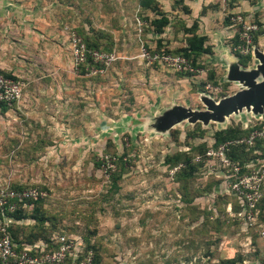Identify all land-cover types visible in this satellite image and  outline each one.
Instances as JSON below:
<instances>
[{"label":"rangeland","instance_id":"rangeland-1","mask_svg":"<svg viewBox=\"0 0 264 264\" xmlns=\"http://www.w3.org/2000/svg\"><path fill=\"white\" fill-rule=\"evenodd\" d=\"M235 2H218L225 9L219 14L218 4L199 1L198 12L217 13L212 23L231 33V59L252 70L254 49L264 52V0ZM186 4L0 0L7 96L0 105V189L41 191L36 216L99 264H244L249 257L264 264V152L250 150L251 132L215 146L217 132L247 129L264 115L243 111L207 126L185 121L166 132L154 127L167 110L203 111V97L218 102L243 88L225 80L228 64L220 74L207 65L187 73L143 58L144 51L187 47L201 20L189 19ZM162 15L168 24L157 33L152 22ZM237 15L243 24L233 21ZM243 25L252 28L249 55L232 47ZM78 42L115 60L101 73L89 60L77 67ZM242 146L240 158L230 160L232 148ZM184 154L203 164L191 176L171 162ZM17 232L25 239L23 228Z\"/></svg>","mask_w":264,"mask_h":264},{"label":"built area","instance_id":"built-area-1","mask_svg":"<svg viewBox=\"0 0 264 264\" xmlns=\"http://www.w3.org/2000/svg\"><path fill=\"white\" fill-rule=\"evenodd\" d=\"M233 21H237L243 24V20L239 15L233 18ZM252 30L250 27L242 26V32L240 33L239 39L243 44H239L235 47V51H238L241 55H249L251 53V38L248 33ZM76 51L75 57L77 61V67L87 63L89 59L94 64L103 65L97 68L101 73L105 66H109L114 60L113 55H102L101 52L87 51L78 42L75 44ZM142 56L149 63H158L165 67H168L174 71H184L189 73H196L198 70H194L191 66V62L180 56H171L158 53H151L144 51ZM96 69V68H95ZM4 82L3 78L0 77V103L5 102L7 96L4 95ZM256 122H264V118H255L252 121L250 127L254 128ZM250 145L257 140H264V126L261 128L253 129L250 133ZM243 144L244 140L240 141ZM210 156V154H208ZM224 162V159L222 160ZM225 163V162H224ZM226 164V163H225ZM42 194L36 189H29L24 191H16L12 189H0V210L3 211L6 208L9 212H13L18 203H22L23 206L32 205L34 202L41 199ZM252 200L251 198H249ZM254 206L250 205L252 209ZM11 221L4 220V224H9ZM0 233L3 234L0 237V264H94L93 255L89 253L82 257L80 251V245L68 238L63 236H55L54 242H58L59 246L52 252H44V250H34L32 248H25L24 250L17 251L16 246L12 242L9 234L6 231V226L0 225ZM43 244H37V247H42ZM34 251V253H32Z\"/></svg>","mask_w":264,"mask_h":264},{"label":"trees","instance_id":"trees-1","mask_svg":"<svg viewBox=\"0 0 264 264\" xmlns=\"http://www.w3.org/2000/svg\"><path fill=\"white\" fill-rule=\"evenodd\" d=\"M145 7L146 5H149V1L145 2ZM168 24V18H166L164 15L161 16V19L155 20L152 22V25L154 26V30L157 33H161L162 29ZM198 32V27L197 24L194 23L192 26V30L189 31L190 37L187 39V47L183 48L181 51L178 53H158V54H164V55H171V56H180L191 62V66L194 70H199L203 66L201 65L198 60L205 56V55H211L212 54V49L207 45V38L205 36H199L197 34ZM241 31H239L235 37L232 39V47H236L237 45L240 44L239 41V36H240ZM254 42L256 39V36L253 37ZM87 48L90 51L93 50H98L95 47H91L87 45ZM154 53V52H153ZM89 65L91 66L90 68H100L103 65L100 64H94L91 59H89ZM81 67H85V65H81ZM188 73V72H187ZM191 75V74H190ZM5 103V102H4ZM0 105H4L3 102ZM5 107V106H4ZM256 126L254 128L248 127L247 129L242 128L238 129H226L221 132H217L215 134V146L229 142V141H234L237 138L246 136L251 132L253 129L261 128L264 126V122H256ZM247 148V147H246ZM245 147H237V148H232V152L228 155L229 159L232 161H237L240 156H237V151H241L240 154L245 152ZM252 152L255 150H261L264 152V140H257L255 145L251 147ZM206 149L204 148V151L202 154H204ZM171 162L175 165L177 164H182L183 169H180V175L184 176V174L191 176L194 172L197 171V169H201L202 163L200 162H195L194 158H191L190 156L187 155H177L174 157V159L171 160ZM188 172V173H187ZM12 190L16 191H24V190H29V189H36L32 187H27V188H9ZM38 190V189H37ZM39 191V190H38ZM41 192V191H39ZM42 199H39L38 201L34 202L32 205H26L23 207L22 203H18L16 209L13 212H9L6 208H4L3 211L0 210V225L1 226H6V231L9 234L12 242L16 246L17 251H22L25 248H32L34 250H44V252H52L56 250L59 246L58 242H54V237L55 235L57 236H63L66 239H68V234L63 231V230H58V229H49L45 226L46 220L41 217H37L36 214H38L39 211V205L41 204ZM239 208L235 213H237ZM27 218H31L35 223L34 225L31 226H26L24 227V224H21L23 221H25ZM7 219L9 224H4V220ZM16 228V229H15ZM23 228L24 232L26 231L27 233H24L25 239L21 238L20 235L18 234V229ZM16 230V231H15ZM3 234L0 233V237H2ZM43 244L42 247H37V244ZM34 253V251L32 252ZM87 254H85L82 259L85 258ZM93 262L94 264H99L100 260L98 257L94 254L93 255ZM222 264H236L234 260H226L223 261Z\"/></svg>","mask_w":264,"mask_h":264},{"label":"water","instance_id":"water-1","mask_svg":"<svg viewBox=\"0 0 264 264\" xmlns=\"http://www.w3.org/2000/svg\"><path fill=\"white\" fill-rule=\"evenodd\" d=\"M254 58L258 61L255 69L242 70L232 58L227 67L225 80L236 83L243 88L235 94L216 102L208 97H203L202 102L206 107L203 111H193L181 106L167 110L154 124L157 131L166 132L181 122L191 124L223 123L232 115H241L243 111L254 116L264 115V52L257 49L253 51Z\"/></svg>","mask_w":264,"mask_h":264},{"label":"crops","instance_id":"crops-1","mask_svg":"<svg viewBox=\"0 0 264 264\" xmlns=\"http://www.w3.org/2000/svg\"><path fill=\"white\" fill-rule=\"evenodd\" d=\"M199 1L201 3H203V1H204L206 4L207 3H216V4H218V2H220V3H225V4L231 3L233 5H236V2H235L236 0H186V3L191 8V13L189 15H187V16H189V19L191 21H194V19H197L198 17L200 18L201 23H199L200 24V28H199L197 34L199 36H205L207 38V45L209 47H211V49H212V54L211 55H205V56L201 57L198 60V62L201 65L209 66L210 69L213 68L217 74L218 73L220 74L222 69H224V66H222V63H223V65L224 64L227 65V64H229V62L231 60L232 54L230 52V48L227 45H225V38L230 36L231 33L229 32V33H226V34H222L223 31L226 30V29H224L225 27L223 26V27H221L222 29H219L218 26L217 27L215 26L214 22L212 23L213 19H215V15L214 14H217V13H215L213 11H210V12H207V14H205V15L204 14H202V15L199 14V12H198L199 9H200ZM245 2H247V1H245ZM222 9L225 10L224 7L222 8L219 5V9L217 10L219 14H221L220 10H222ZM211 58L215 59L216 63L210 64L211 63L210 62ZM226 67L227 66H225V68ZM225 75H226V73H225ZM243 262H244V264H263V262L262 263H258V261L256 259H254L253 257H249V259H245V260H243Z\"/></svg>","mask_w":264,"mask_h":264}]
</instances>
